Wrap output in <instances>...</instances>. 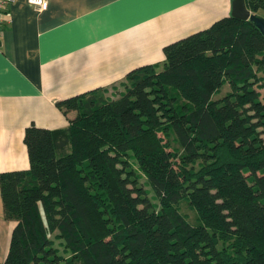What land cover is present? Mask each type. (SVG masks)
Segmentation results:
<instances>
[{
	"label": "trees",
	"instance_id": "obj_1",
	"mask_svg": "<svg viewBox=\"0 0 264 264\" xmlns=\"http://www.w3.org/2000/svg\"><path fill=\"white\" fill-rule=\"evenodd\" d=\"M163 51L113 97L56 100L65 126L25 127L29 167L0 172V264H264V34L229 14Z\"/></svg>",
	"mask_w": 264,
	"mask_h": 264
},
{
	"label": "crops",
	"instance_id": "obj_2",
	"mask_svg": "<svg viewBox=\"0 0 264 264\" xmlns=\"http://www.w3.org/2000/svg\"><path fill=\"white\" fill-rule=\"evenodd\" d=\"M0 31V172L29 167L31 123L65 126L56 100L96 88L121 90L125 74L164 59L163 46L231 14L232 0L10 1ZM114 92L110 93L113 97ZM16 220L0 190V263Z\"/></svg>",
	"mask_w": 264,
	"mask_h": 264
},
{
	"label": "rangeland",
	"instance_id": "obj_3",
	"mask_svg": "<svg viewBox=\"0 0 264 264\" xmlns=\"http://www.w3.org/2000/svg\"><path fill=\"white\" fill-rule=\"evenodd\" d=\"M262 15H264V11H260ZM164 60V59H163ZM163 60L159 62V66L158 68H160L162 66V63H163ZM261 74V73H260ZM123 81V80H122ZM121 84V82H120ZM122 85V84H121ZM123 86H121L120 89H122ZM110 91L108 89H105V95H107L108 97H111L110 96V93H113L116 94L117 93V90L116 91H112L113 89L109 88ZM230 89V85L228 83H224L222 84L214 93H213V96L214 97H219L221 96L222 94H224L227 90ZM259 90H261V96L264 94V90L262 88H259ZM118 94V93H117ZM262 99L264 100V97H262ZM66 114L69 118L73 117L74 114H75V110L74 109H67L66 110ZM140 181H144V177L143 176H140ZM144 186L146 188H148V185L144 184ZM150 195L153 196V193L152 191H150L149 193ZM180 210L185 214V216L187 217V219L191 222V223H195L196 222V213L194 211V209H192L186 201L184 200H181L180 201ZM49 236L53 239V234L52 233H49ZM54 242H55V246H58L60 249L62 247L61 244H59V241H60V238H57V239H53Z\"/></svg>",
	"mask_w": 264,
	"mask_h": 264
},
{
	"label": "water",
	"instance_id": "obj_4",
	"mask_svg": "<svg viewBox=\"0 0 264 264\" xmlns=\"http://www.w3.org/2000/svg\"><path fill=\"white\" fill-rule=\"evenodd\" d=\"M231 15L251 21L264 34V15L251 11L245 0H232Z\"/></svg>",
	"mask_w": 264,
	"mask_h": 264
},
{
	"label": "built area",
	"instance_id": "obj_5",
	"mask_svg": "<svg viewBox=\"0 0 264 264\" xmlns=\"http://www.w3.org/2000/svg\"><path fill=\"white\" fill-rule=\"evenodd\" d=\"M13 0H0V31H1V23L5 21H9V18H5V16L8 14V11L6 9L7 4ZM28 3H30L32 6L37 7L40 9H43L47 6L48 0H27Z\"/></svg>",
	"mask_w": 264,
	"mask_h": 264
}]
</instances>
